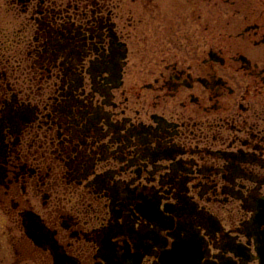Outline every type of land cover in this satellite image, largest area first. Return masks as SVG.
Wrapping results in <instances>:
<instances>
[{
	"label": "flooded vegetation",
	"instance_id": "1",
	"mask_svg": "<svg viewBox=\"0 0 264 264\" xmlns=\"http://www.w3.org/2000/svg\"><path fill=\"white\" fill-rule=\"evenodd\" d=\"M212 1L0 0L16 264H264V0Z\"/></svg>",
	"mask_w": 264,
	"mask_h": 264
},
{
	"label": "rangeland",
	"instance_id": "2",
	"mask_svg": "<svg viewBox=\"0 0 264 264\" xmlns=\"http://www.w3.org/2000/svg\"><path fill=\"white\" fill-rule=\"evenodd\" d=\"M212 4L213 33L216 34L221 30L227 32L228 36L224 37L223 40H226L230 44L234 42L233 39L229 38L230 34L237 35L248 23V20H252L259 13V10L263 8V2L259 0H237L236 5L227 3L225 0H213ZM237 10H241V13H237ZM245 15H249L251 18L247 20L244 17ZM238 41L241 40L238 39ZM8 225H10V220L0 209V264H16L15 260L18 256L14 253V247L11 245L9 233H6ZM22 256L20 254L19 257ZM22 264L30 263L23 261Z\"/></svg>",
	"mask_w": 264,
	"mask_h": 264
}]
</instances>
